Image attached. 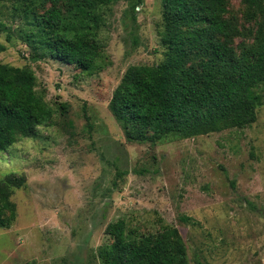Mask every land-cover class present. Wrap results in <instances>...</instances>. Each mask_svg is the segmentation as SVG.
I'll return each instance as SVG.
<instances>
[{"label":"rangeland","instance_id":"1","mask_svg":"<svg viewBox=\"0 0 264 264\" xmlns=\"http://www.w3.org/2000/svg\"><path fill=\"white\" fill-rule=\"evenodd\" d=\"M134 2L100 9L99 57L84 69L33 40L29 0H0V62L29 67L53 109L33 136L0 150V180L26 178L10 189L16 212L0 226V264H107L114 238L106 229L120 220L133 238L177 228L188 264H264V85L245 127L128 140L110 107L114 90L130 65L159 64L167 51L163 1L144 0L133 11ZM227 8L241 54L258 20L242 0Z\"/></svg>","mask_w":264,"mask_h":264},{"label":"trees","instance_id":"2","mask_svg":"<svg viewBox=\"0 0 264 264\" xmlns=\"http://www.w3.org/2000/svg\"><path fill=\"white\" fill-rule=\"evenodd\" d=\"M113 1L29 0L37 14L33 40L51 48L56 58L91 69L101 48L98 31L105 13L100 9ZM162 1L165 59L156 65H130L110 102L127 139L188 138L249 125L263 103L264 0H242L258 27L253 43L244 46L241 54L232 45L239 30L227 16L228 0ZM142 2L137 0L130 8L134 11ZM38 5L41 13L36 11ZM94 7L97 11H92ZM52 116V107L36 90L34 72L0 62V150L33 136L38 125ZM25 184V176L16 173L0 180V226L15 216L11 187ZM106 232L114 238L104 250L107 264H188L177 228L133 238L120 220L110 223Z\"/></svg>","mask_w":264,"mask_h":264}]
</instances>
